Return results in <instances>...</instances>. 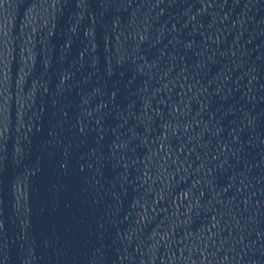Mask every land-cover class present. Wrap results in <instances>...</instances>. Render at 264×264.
Masks as SVG:
<instances>
[{"label":"water","instance_id":"obj_1","mask_svg":"<svg viewBox=\"0 0 264 264\" xmlns=\"http://www.w3.org/2000/svg\"><path fill=\"white\" fill-rule=\"evenodd\" d=\"M0 264H264V0H0Z\"/></svg>","mask_w":264,"mask_h":264}]
</instances>
